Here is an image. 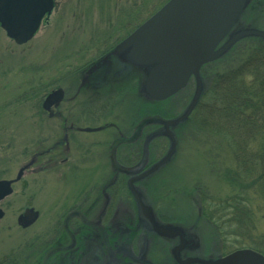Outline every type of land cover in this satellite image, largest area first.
Segmentation results:
<instances>
[{
	"label": "flooded vegetation",
	"instance_id": "obj_1",
	"mask_svg": "<svg viewBox=\"0 0 264 264\" xmlns=\"http://www.w3.org/2000/svg\"><path fill=\"white\" fill-rule=\"evenodd\" d=\"M138 27L69 72L65 85L51 88L43 96L41 115L45 121L47 118L56 123L62 134L60 128L52 129L53 136L33 140L31 157L25 163L30 165L20 179L12 182L10 194L14 184L22 182L27 174L34 180L40 176L39 182L43 174L57 180L68 174L97 177L85 184L76 182L78 187L71 196L67 194L53 205L42 230L32 231L0 251V264H209L228 254L220 249V240L216 245V238L209 242L202 232L192 230V214L187 220L176 216L173 207L159 203L160 185L156 187V180L164 166L156 164L165 156L162 149L170 138L162 120L177 117L188 104L174 113L179 107L178 92L152 101L150 108L149 99L139 92L143 71L120 54L111 53ZM132 72L135 75H130ZM58 87L63 89L61 100L44 108V99ZM133 96L140 101L131 104L124 115L117 114L115 105ZM187 121L169 127L175 138L177 128ZM101 130H109L107 138L79 135ZM29 207L37 210L28 205L23 212ZM37 212V219L29 225L20 223L19 215L18 225L31 228L39 220ZM199 216L200 220L204 218ZM4 217L5 210L0 220Z\"/></svg>",
	"mask_w": 264,
	"mask_h": 264
},
{
	"label": "rangeland",
	"instance_id": "obj_2",
	"mask_svg": "<svg viewBox=\"0 0 264 264\" xmlns=\"http://www.w3.org/2000/svg\"><path fill=\"white\" fill-rule=\"evenodd\" d=\"M54 1L51 14L44 18L34 37L24 44H17L0 26V179L15 177L18 169L29 161L35 138L41 140L53 136L56 129L60 128L47 118L45 121L41 115L40 104L45 93L51 88L65 85L64 78L69 72L99 56L106 47L120 41L167 2ZM259 12L260 17L245 20V24L264 29V5ZM107 69L109 71L111 68ZM194 89L195 81L191 80L186 97L179 100V107L174 113L188 104ZM137 100L134 96L125 99L123 104L115 105V112L124 115L125 110L131 109V104ZM52 129L55 131L52 132ZM177 130L175 151L158 172L160 179L156 180V187L160 185L157 191L159 203L173 207L178 217L184 216L189 220V214H192V230L202 232L209 242L216 238L214 242L218 245L210 222L204 218L199 219L197 198L207 195L219 199L234 191L230 179H225L226 165H232L231 154L220 139L194 127L192 120ZM108 132L101 130L79 135L83 138H107ZM52 139L48 145L53 142ZM168 149L169 140L164 142L162 151L166 150L167 153ZM76 175L68 174L66 178L57 180L55 176L54 179H48L43 174L39 182L40 176L34 180L32 175L27 174L22 182L15 183L14 192L0 205L5 210V217L0 220V251L12 247L15 241L30 235L32 231L42 230L48 222L53 205L62 202L67 194L71 196L78 187L76 182L85 184L84 181L97 177L89 173L86 174L88 176ZM75 177L78 179L74 180ZM87 177L88 180H85ZM36 187H40V190H35ZM28 205L35 206L40 217L31 228L23 229L18 225L17 217ZM254 223L255 229L249 236L255 246H262L264 244H259L258 239L261 242V235H264V215L257 212ZM234 241V237L231 241L222 237L220 249L224 253L235 250L237 247Z\"/></svg>",
	"mask_w": 264,
	"mask_h": 264
},
{
	"label": "water",
	"instance_id": "obj_3",
	"mask_svg": "<svg viewBox=\"0 0 264 264\" xmlns=\"http://www.w3.org/2000/svg\"><path fill=\"white\" fill-rule=\"evenodd\" d=\"M250 2L169 0L111 52L120 54L143 71L139 92L149 100L165 99L183 89L191 77L195 80V90L186 109L175 118L162 120L170 146L156 167L169 161L176 148L177 141L169 127L183 122L203 93L201 67L224 55L243 37L264 38V29L240 23ZM53 6V0H0V25L17 44H24L36 34ZM62 95L61 87L52 90L44 99L43 107L58 103ZM29 165L21 167L15 179H0V201L13 191L12 182L20 179ZM3 215L4 210L0 208V218ZM37 217L38 212L29 207L20 214L19 221L29 225ZM209 264H264V254L252 248H240L210 260Z\"/></svg>",
	"mask_w": 264,
	"mask_h": 264
},
{
	"label": "trees",
	"instance_id": "obj_4",
	"mask_svg": "<svg viewBox=\"0 0 264 264\" xmlns=\"http://www.w3.org/2000/svg\"><path fill=\"white\" fill-rule=\"evenodd\" d=\"M263 5L264 0H251L241 21L260 17ZM201 75L204 90L186 123L192 120L229 150L232 165H226L224 178L234 191L219 199L197 198L200 215L218 240L234 237L236 249L252 247L264 254V245L255 246L249 236L257 212L264 215V38L239 39L224 55L204 64ZM189 88L179 93V100ZM148 104L154 105L151 100ZM259 240L264 244V235Z\"/></svg>",
	"mask_w": 264,
	"mask_h": 264
}]
</instances>
